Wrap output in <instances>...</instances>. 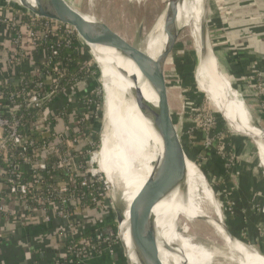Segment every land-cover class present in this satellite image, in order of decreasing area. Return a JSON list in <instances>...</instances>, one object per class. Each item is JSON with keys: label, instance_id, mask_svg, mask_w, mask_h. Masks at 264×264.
I'll use <instances>...</instances> for the list:
<instances>
[{"label": "built area", "instance_id": "obj_1", "mask_svg": "<svg viewBox=\"0 0 264 264\" xmlns=\"http://www.w3.org/2000/svg\"><path fill=\"white\" fill-rule=\"evenodd\" d=\"M224 1L218 0L216 4L227 19L249 12L244 4L234 3L236 0H233L232 6H226ZM256 3L259 2L250 0L251 7ZM5 8L6 6L0 7V218L25 223L26 216H30L44 224L58 218L65 220L69 232H72L75 224L73 216L86 211L78 203V198L88 194L93 207L99 209L106 206L105 202L108 201L106 182L104 183L98 170L94 168L98 147L93 144L91 129L86 128L87 118L93 117L97 112L90 108L84 111L85 105L74 102V108L70 110L62 107L54 109L51 106L52 101L72 93L78 86L67 87L64 81L66 67L74 61L65 62L53 44L68 45L70 41L67 37L75 36L80 46L74 48V52L78 54L83 53V44L69 25L32 12L22 11L8 16L11 8L4 10ZM24 15L29 19L24 20ZM244 17L249 20L256 19L257 26L263 28L259 33L260 40L253 41L252 46L254 50L264 54V13L255 16L249 13ZM209 23L212 28L214 24L210 17ZM51 38L53 41L50 47H43V43ZM34 54L43 56L36 65L28 61ZM24 61L32 66L23 68ZM82 64L87 67L86 70L92 67L90 61ZM86 76L94 78L88 74ZM84 81L85 78L82 82ZM244 83L248 90L238 91L241 100L242 95L251 100V108L260 110L264 117V69L256 60L251 64ZM183 103L198 135L202 163L205 162L203 160H209L210 164L214 155L223 167V175L230 173L240 176L244 167L238 164V153L233 147L226 148L230 142L235 141L234 138L229 139L223 134V124L206 107L191 100ZM21 109L27 112L24 116L28 119L24 120L19 116ZM34 134L41 135L47 142L39 147ZM48 142L52 143L49 145ZM84 147H87L85 151ZM82 154L88 157L85 166L79 161ZM21 164V169L28 174L26 180H21ZM45 169L50 170L51 174L59 170L65 171L69 182L48 184L47 190H44L41 171ZM77 176L81 177L78 190L73 187ZM97 182H102L104 188L97 187ZM8 201L16 202L20 210L10 212L6 208ZM70 206L72 208L69 210ZM261 211L264 213V199ZM73 238L76 237L71 235L69 240ZM112 242L111 236L108 239L90 235L88 240H80L81 247H77L79 243L73 249H66L62 245L61 253L53 255L51 262L54 259L67 258V264H82L87 258L104 254V249L110 253Z\"/></svg>", "mask_w": 264, "mask_h": 264}, {"label": "bare ground", "instance_id": "obj_2", "mask_svg": "<svg viewBox=\"0 0 264 264\" xmlns=\"http://www.w3.org/2000/svg\"><path fill=\"white\" fill-rule=\"evenodd\" d=\"M17 1L21 5L24 3L50 12L48 0ZM201 1L173 0V4H170L167 0L152 32L141 42L140 47L151 58L156 59L169 43L170 33L174 34L173 44L175 45L181 27H189L198 60L201 49L199 40L202 19ZM81 14L87 20H94L89 14L83 12ZM89 45L100 69L104 107L102 145L98 164L97 153L94 161L104 173L114 193L117 202L113 207L121 214L120 226L122 227L126 225L130 213L142 205V197L148 199V202L151 201L152 194L159 185V177L177 184L179 171L165 112L158 107V97L153 93L135 63L114 48ZM217 65L211 61L209 67L199 69L197 66L195 83L198 82L202 90L210 92L214 100L219 98L234 112L237 116L234 124L246 131H240L243 135L258 139L259 163L264 167V148L262 147L264 132L253 116L248 115V109L243 105L239 92L232 87L229 75L219 70ZM136 88L140 89L150 101L133 91ZM208 99L212 100L209 96ZM215 107L218 111L216 105ZM186 167L187 198L184 199L181 189L175 187L153 207L161 237L155 248L156 264H205L208 261V254L197 253L200 246L193 244L190 235L186 234L190 231V228H187L188 222L198 216L208 217L218 237L214 235L222 244L220 251L227 255L233 264H264V257L253 247L228 238L223 228L224 221L220 205L214 198L204 176L192 162L187 161ZM119 188L121 192H118ZM177 217L183 218L181 232L170 227L173 223L176 225ZM123 237L128 243L126 229ZM174 244L178 245L176 251L174 248L176 254L171 252ZM179 252L182 256H179ZM235 253L242 256L238 257Z\"/></svg>", "mask_w": 264, "mask_h": 264}, {"label": "rangeland", "instance_id": "obj_3", "mask_svg": "<svg viewBox=\"0 0 264 264\" xmlns=\"http://www.w3.org/2000/svg\"><path fill=\"white\" fill-rule=\"evenodd\" d=\"M74 8L79 10L80 12H83L85 14L91 15L96 22H100L104 26H106L110 31L118 34L122 38L125 37L126 41H128L131 44L136 43L137 39V32L138 30H141V40H144L145 38L150 35L152 32V28L157 21L160 14L163 12L167 0H69ZM216 1L218 0H206L208 4V12L209 11V5L210 8L214 7L216 4ZM224 1V0H221ZM230 0H225V2H228ZM141 2V3H140ZM141 4V5H140ZM6 6V8H11V10L7 13L8 16H13L14 13L18 14L22 11L24 12H30L25 9L23 5H21L20 2L17 0H0V7ZM24 8V9H23ZM8 9V10H9ZM20 9H22L20 11ZM209 17H210V13ZM211 19V17H210ZM212 20V19H211ZM141 28V29H140ZM191 28L189 27H181L178 38L176 41V44L174 45L169 58L165 64V75L167 78V81L170 83V85L173 88L174 93L178 97V99L183 102L185 100H191L193 102L200 101L201 100V106L206 107V110L213 114L216 120L220 121L223 125L221 127L222 130L225 132V136H227L229 139L230 137H233V132L228 128V126L219 118L218 111L216 110L215 104L213 100L206 99L202 94L199 93L198 87L195 83V72L196 68L198 66V60L196 58V50L194 46V39L191 36ZM211 30V28H210ZM212 34L210 33V38ZM213 38H211V42L214 45V42L212 41ZM85 48V46L83 45ZM216 48V46H215ZM86 54L89 55L88 61L91 62V64L98 69V64H96V61L94 60V57L92 54L85 48ZM181 54L183 57L181 59H176L177 55ZM39 58V60H38ZM43 59V56H37L32 55L30 59H28L29 62H32L34 65H36L38 62H40ZM25 67L27 68L32 66L31 63L24 61ZM100 70V69H99ZM229 75V74H228ZM230 77V75H229ZM231 79V77H230ZM231 83L233 84V80L231 79ZM94 86H98L100 93L102 95V111H104L103 107V93H102V85L100 81V73L99 76H96L93 79L86 78L83 84L80 86H77V88L73 91L74 95L76 97H79L80 100H82L83 96H86L88 94H92L94 91ZM235 89V88H234ZM239 91V89H237ZM72 93H68L67 95H62L60 99L62 100L63 104H67L68 109L74 108L73 104L76 100L72 97ZM240 95V94H239ZM242 101L243 105L246 109H248V115L253 116L255 122L264 129V124L262 121L256 119L258 111H254L251 107L252 101L249 99H246L244 95ZM59 99V98H58ZM56 99V101L58 100ZM240 99L241 96H240ZM74 102V103H73ZM53 103V101H52ZM69 105V106H68ZM213 106V107H212ZM77 108V107H75ZM97 110V109H96ZM99 113V111H96L97 114L93 117L87 118V124L86 128L91 129V133L94 134L96 132L99 133V136H102L103 131V119L102 115L103 113ZM237 129V127L235 126ZM239 130V129H238ZM244 130V129H242ZM240 131V130H239ZM244 132H246L244 130ZM99 147L97 152V164L99 159V152L101 149V143L102 139H99ZM249 146H252L254 150H249L250 153V159L251 162H248V166L246 167L247 172L246 175L250 176L251 174L256 173L257 171L260 172V174L264 175V167L260 165V163L257 162L259 160L258 151L255 146L249 143H246ZM230 145H232L233 149L237 151L238 149L236 146V141L230 142ZM244 145V144H243ZM202 157V156H201ZM205 161L202 163L200 160L201 166L203 167L204 173H205V180L207 184L209 185L210 189L212 190L214 198L218 201L222 214H223V221L228 227H232L237 231L238 235L241 237L243 241H245L248 245L253 247L255 250L263 253L264 249V214L261 213V209H259L258 206L252 205V192L251 196L247 195L245 191H242L239 187L238 177L231 175L230 173H226L225 175L220 178V173H211L204 169L205 163H209V160H203ZM211 161L213 162V159L211 158ZM239 163V159H238ZM96 163L94 164L97 170L100 171L99 166ZM221 164V163H220ZM211 165V163L209 164ZM260 165V166H259ZM223 167L220 166L219 171L223 172ZM98 171V172H99ZM215 172V171H214ZM99 174L102 177V180L104 181L105 185L108 188V201L106 202V206L102 207L100 210L103 213L102 220L99 225H97L96 229H101V232H103V222L113 221V224L109 226V230L111 231L110 235L108 234L109 231H106L104 234L105 237L102 238H110V236L113 238L112 242V250L111 252H106L107 250H103V252L113 256L115 254V248L117 247L118 250L121 252V245H120V235L122 232L121 225V219L118 215V213L115 211L113 205L116 201L114 193L112 192V189L109 186L110 184L106 181V177L102 171L99 172ZM223 174V173H222ZM253 176V175H252ZM254 180L256 183L255 176L250 177ZM226 184L228 185V188L226 187ZM232 187L230 188V186ZM233 189L235 191H240L241 195L238 197V203L234 201V197L232 196ZM121 188H119L118 192H121ZM245 192V193H244ZM249 193V192H248ZM256 195H259L258 192H254L253 196L256 197ZM250 203V204H249ZM255 212V213H253ZM261 214L263 217L259 221H256L254 216ZM78 215L73 216V221H77ZM52 221V220H51ZM181 221L183 222L182 217H177V224ZM173 229H175L174 226L170 225ZM210 230L199 224L198 222H195L192 224L189 235L191 238V241L193 244L200 246V250H197L198 252H203L208 254V261L205 262V264H233L231 260H229L228 256L225 255L220 251V246L222 245L217 239V237L212 233ZM96 236V235H94ZM212 240V241H211ZM203 245V246H202ZM213 245V246H212ZM104 253V254H105ZM206 254V255H207ZM92 257H96L95 255ZM91 257V258H92ZM157 257L159 259V254L157 253ZM91 258H87L85 261L82 262V264H85L88 262Z\"/></svg>", "mask_w": 264, "mask_h": 264}, {"label": "water", "instance_id": "obj_4", "mask_svg": "<svg viewBox=\"0 0 264 264\" xmlns=\"http://www.w3.org/2000/svg\"><path fill=\"white\" fill-rule=\"evenodd\" d=\"M168 2L173 4V0H168ZM201 2L202 19L199 28V40L201 47L198 58L199 69L205 68L206 66L209 67L211 61H214V63L217 65V58L210 38L211 30L209 23L208 4L206 0H202ZM48 3L50 12H45L35 6H27L24 3H22V5L37 16L52 19L71 26L75 30L82 44L92 54L93 57L94 55L89 44L114 48L122 56L132 60L141 72L144 79H146V81L149 83L153 93L158 97V107L165 112V119L170 134L172 149L179 171L178 183L174 184L171 180H165L164 178L159 177V185L152 194L153 197L151 198V201L148 202V199L142 197V205L130 213L126 225L122 226V232L120 235V245L124 257V264H156L155 248L157 242L161 240V237L158 232L156 218L153 213V207L162 198H165L168 194H170L175 187H179L181 189V195L184 199L187 198V161L192 162L198 168L201 174L205 176L200 163V144L194 123L187 107L178 99L165 75V64L174 47V34H169V43L165 46V49L162 51V53L156 59H154L151 58L145 52V50L140 47V44L143 41L141 40V30H138L137 32L136 43L131 44L118 34L110 31L100 22L85 19L81 14L82 12L74 8L69 0H48ZM217 67L220 70L218 65ZM196 85L198 90L207 99L209 96L212 100H214L210 92L200 88L201 86L198 84V82ZM133 91H135L138 95L143 96L146 100L150 101L140 89L136 88ZM214 101L216 102L218 113L221 116L222 121L234 133L233 135L243 144H253L255 148H257V138L248 136L246 137L235 128L234 122L237 121V116L234 114V112L227 108L223 102L219 100V98H216ZM102 113V119L104 121V111H102ZM262 130L264 132L263 128ZM262 147L264 148V146ZM118 215L119 217L121 216L120 213H118ZM209 221L210 220L207 216H198L188 222L187 228H191L193 223L198 222L218 237L217 232ZM181 224V221L177 224V226L175 223H173V226L175 227L174 230L177 229L178 232H181ZM223 228L231 241H239L246 246H250L239 236L233 233L225 223L223 224ZM125 229L128 231V243L123 237ZM188 233L186 232L187 235H189ZM174 248L176 251V248L178 249V245L174 244L171 248V252L176 254ZM257 253L264 257L263 253L259 251H257ZM180 255L181 254L179 252V256ZM235 255L238 257L242 256V254L236 253Z\"/></svg>", "mask_w": 264, "mask_h": 264}, {"label": "crops", "instance_id": "obj_5", "mask_svg": "<svg viewBox=\"0 0 264 264\" xmlns=\"http://www.w3.org/2000/svg\"><path fill=\"white\" fill-rule=\"evenodd\" d=\"M257 1L260 5H258L259 3H256V5H253L252 7L250 6V0L247 2L246 0H236V2L233 0L228 2L224 1L226 6H232L233 2L240 3V5L244 4L245 8L249 11L239 14V17L237 14L229 19L223 15L222 9L218 7L217 4L211 8L209 5L210 17L214 24L211 28V38H213L214 45L220 51V60H222L224 64L223 71L229 75L233 73V75H230L233 84L242 92L248 90L244 82L251 64L256 60L260 67L264 69V54L254 50L252 46L253 41L260 40L259 33L263 31V28L257 26L256 19L249 20L247 17H244L249 13L251 16L264 13V0ZM255 6L258 7L256 8ZM245 55L249 57V62H244V64H246L245 66L241 64V58L233 61L230 59L232 57H243ZM216 58L219 65L218 57L216 56ZM199 93L202 94L200 91ZM62 104V100L59 98L57 101L55 99L51 106L54 109H59L62 107ZM254 111L259 112V114L257 113L256 115V119L258 118V120L262 121L264 124L262 112L260 110ZM236 127L244 132L240 127ZM234 140L236 141V144L239 143L238 145H243V143L235 136ZM243 151L244 150H238V154H243ZM249 154L250 153L247 154V158L241 165L244 169L241 171L240 175H244L247 172L246 167H249L248 162H251V160H249ZM252 175L255 176L256 183L259 182L264 184V175L260 174L259 171L251 174L249 177H253ZM253 191L255 192L253 189L252 191L251 189L249 191L250 196L252 192V205L258 206L259 209H261L262 199L259 202H257V200L263 196L259 191H256L259 195H256L255 197L253 196ZM6 208L10 212L20 210L19 206L14 201H8ZM26 218L27 221L25 223L11 220L10 218H0V264H52L51 259L53 258V255L61 253L63 242L69 240L71 235H74V237H81L83 234L91 232V235L93 236L96 235L100 238L105 237V233L101 232V229L99 230L95 228L102 220L95 214V212L84 211L79 213L77 221H75L72 228V232H69L67 222L63 219L53 218L48 224H44L33 217L26 216ZM105 222H103V224ZM110 233L111 231L109 230L108 234L110 235ZM116 250L117 249L115 248V251ZM85 264H124V257L122 254L120 255V252L117 250L113 256L107 253L101 254L92 257Z\"/></svg>", "mask_w": 264, "mask_h": 264}, {"label": "trees", "instance_id": "obj_6", "mask_svg": "<svg viewBox=\"0 0 264 264\" xmlns=\"http://www.w3.org/2000/svg\"><path fill=\"white\" fill-rule=\"evenodd\" d=\"M6 10V8L4 9ZM23 19L24 20H28L29 17L24 15L23 16ZM38 27V26H37ZM67 39L70 41V43L68 45H65L64 43H61L59 44V46H57L56 44H53L54 48H57L59 50V53H60V56L61 58L64 59L65 62H67L68 60H73L74 63L73 64H69L67 65L66 67V75H65V82L67 84V87H70V86H80L81 84H83L82 80L83 78H87L88 76H86L87 74L91 77L93 76L94 78L96 76H99V70L96 69L93 65L90 69L86 70L87 67H84L82 63L88 61L89 59V55L86 54V50L84 48L83 50V53L82 54H78L76 52H74V48L80 46L79 45V42L76 40L75 36H70V37H67ZM51 39H47V41H45L43 43V47L45 48H49L50 45H51ZM44 48V49H45ZM46 50V49H45ZM47 51V50H46ZM214 52H215V55L218 57V62H219V67H220V70L223 71V67H224V64L222 62V60H220V51L214 47ZM183 57V55L181 56V54H178L177 55V58L176 59H181ZM240 59L241 61V64H243V66H245L246 64H244V62H249V57L247 55L245 56H240V57H232L230 59L233 60H236V59ZM224 72V71H223ZM230 75H233V73H231ZM232 87L237 89L236 85L232 84ZM99 87L98 86H94V91L92 94H88L84 97H82V100L79 99V97H76L74 94L72 97L70 98H76V101L75 104L77 105H85V109L84 111L87 109H93L95 111H99V113H101L102 111V95L100 93V90L98 89ZM203 96V95H202ZM6 102V101H5ZM196 103L198 104H201V100L200 101H195ZM215 104V102H214ZM54 105V104H53ZM67 104H62V108H66L67 109V106H65ZM216 105V104H215ZM69 106V105H68ZM69 108V107H68ZM71 109V108H70ZM69 109V110H70ZM97 109V110H96ZM19 116L21 118H23L24 120L25 119H28L27 116H24L27 114V112L25 110H20L18 112ZM219 118H221L220 116H218ZM34 138L38 144L39 147H41L43 144H45L47 141L46 139H44L41 135L39 134H34ZM99 139H100V136H99V133L96 132L93 134L92 136V140H93V144L97 147H99ZM52 142H48L47 144H51ZM239 144V143H238ZM236 144L237 146V149L240 151L244 150L243 151V154L242 153H239L238 154V159H239V165H242L244 163V160L247 158V154L249 153L248 151L249 150H254L252 146H249V145H238ZM227 149H230L232 148V145H227L226 147ZM87 149V147H84L83 150L85 151ZM53 159V158H51ZM212 159H213V162L211 161V165H209V163H207L206 165H204V169L207 170V171H211L212 173H216V172H219L220 174V178H222L223 174L222 172L219 171L220 169V163L219 161L217 160V158L213 155L212 156ZM243 160V161H242ZM80 163L82 164V166H85L87 164V161H88V157L87 155L85 154H82L81 155V158L79 159ZM241 161V162H240ZM258 162V160H257ZM21 163V162H20ZM2 165V164H1ZM22 164L20 166V170L22 171V177H21V180L24 179L26 180V177L28 176L27 173H25L22 169ZM203 169V167H202ZM215 171V172H214ZM204 172V170H203ZM210 172V173H211ZM205 174V173H204ZM41 175L44 179V182H43V185L42 187L44 188V190H47V186L48 184H67V182H69V176L68 174L65 172V171H58V172H55L53 174H51L50 170L48 169H45L43 171H41ZM238 182H239V187L240 189H242V191H245L247 192L246 193V196L250 194L248 193L251 189L255 190V191H259L261 193V195L264 197V184L263 183H255L253 179H251L248 175L244 174V175H240L238 176ZM81 180V177L77 176L75 177V180H74V189L78 190V183L80 182ZM97 187H103L104 188V184L102 182H97ZM226 187L228 188V185L226 184ZM232 187V185L230 186V188ZM244 192V193H245ZM254 192V191H253ZM79 193V192H77ZM233 193V197L235 198L234 201L235 203L239 202L238 201V197H240L241 193L240 191H235V189H233L232 191ZM260 198L257 200V202H259L261 199V203L263 202V199L264 198ZM30 198V196L28 197ZM78 203H80V205L82 206V209H85L87 212H95L96 215H98L100 218H102L103 216V213L101 212V210L99 208H95L93 207L94 205L91 203L90 201V196L88 194H85L83 195L81 198H78ZM106 204V202H105ZM72 208V206L69 207V210ZM255 213V212H254ZM262 213V212H261ZM264 214V213H263ZM255 219H257L256 221H260L262 219V215L259 213L258 215L254 216ZM109 221V220H108ZM106 221L104 224H103V232L106 233V231H109V226L110 224L112 225L113 224V221L111 220V222H108ZM233 233H235L237 236L238 233L237 231H235L234 228L232 227H228ZM91 235V232H87L85 234H83L81 237H76V238H73V239H70V240H65L63 242V246L67 249V248H70V249H73L75 244H78L79 245L77 247H81L82 246V243H80V240H88V238L90 237ZM240 237V236H239ZM241 238V237H240ZM264 247V246H263ZM116 249L118 250V248L116 247ZM118 252H120L118 250ZM123 255L122 253V250L120 252V255ZM263 254H264V249H263ZM52 264H67V258L65 259H61V260H57V259H54L52 260Z\"/></svg>", "mask_w": 264, "mask_h": 264}]
</instances>
